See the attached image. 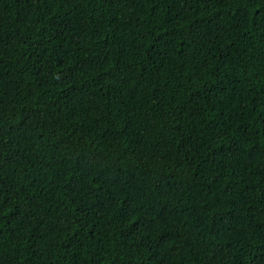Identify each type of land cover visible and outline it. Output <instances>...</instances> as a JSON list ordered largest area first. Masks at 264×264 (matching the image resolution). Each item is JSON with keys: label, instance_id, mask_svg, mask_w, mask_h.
I'll list each match as a JSON object with an SVG mask.
<instances>
[{"label": "trees", "instance_id": "1", "mask_svg": "<svg viewBox=\"0 0 264 264\" xmlns=\"http://www.w3.org/2000/svg\"><path fill=\"white\" fill-rule=\"evenodd\" d=\"M0 264H264V0H0Z\"/></svg>", "mask_w": 264, "mask_h": 264}]
</instances>
